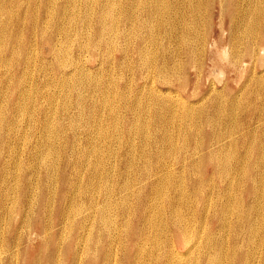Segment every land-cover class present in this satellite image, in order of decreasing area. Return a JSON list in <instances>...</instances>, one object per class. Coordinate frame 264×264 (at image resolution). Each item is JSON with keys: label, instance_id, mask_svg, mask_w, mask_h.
I'll return each mask as SVG.
<instances>
[{"label": "bare ground", "instance_id": "1", "mask_svg": "<svg viewBox=\"0 0 264 264\" xmlns=\"http://www.w3.org/2000/svg\"><path fill=\"white\" fill-rule=\"evenodd\" d=\"M54 1L51 2V0H50V1L46 2V3H48V5H46V6L50 8L51 4ZM137 1L138 0H117V4L121 8V10L119 9V12H120L119 14L122 16L121 21L124 24V27H125L124 29L128 30V32L129 31L133 32L134 35L136 36L137 42H136V46L134 47V49L138 53L141 61L143 59H145L143 57L145 55L144 52L147 49L146 42H148V40L151 43V45L153 46V48L155 49V53L157 55H155L154 58H153L154 54H152V57L149 56L151 58V59H149V61H150L149 62L150 63L149 73L150 74L153 73L154 75H158L156 77L157 78L156 80L161 81L162 84H165L166 86H169V87H171L170 85H173L172 80H170V79L167 80V79H165L166 77L163 78V80H161V78H159V76L161 74H164V73L166 74L167 72H172V73L177 72L178 75H179V73L183 72V74H184V72H186V70L189 68V66H192L195 69L194 74L197 78L195 85H194L193 93L190 96L181 97L180 100H178V99L173 100L174 97H173V99H170V98L162 95L163 94L162 90L160 88H158V86H154V84H153L154 79H152V77L148 79L149 76L144 75L142 73L143 71L140 73L141 76L139 79H141L142 82L141 81L139 83L137 82L138 83L137 85L139 87H138L136 94H134V96H133L134 101L136 102V103L135 102L134 103L137 105H140L143 101V98L146 97V101L148 103H150V105L152 104V107H153L151 109V116L149 115L150 117H152L153 123L156 124L158 122H161V123L165 124L167 122L173 121V119L175 117L177 118V116H180L186 120H195L196 123H200L203 121V123L205 125L207 124L208 126H214L216 124H221L220 122L223 121L224 125L222 126V128H225V131H224L225 134H226L227 130H230L228 132V134L232 135V139L234 140V136H233L234 129L231 128L230 124L233 122L234 119L237 121H238V119H243V118H240V111L239 110L243 107H247L249 110L253 111V113L250 115V117L247 118L249 130L252 129V130L256 131L257 128H255V125L260 123L259 132L264 133V112H262V110L260 113L256 112L258 106L260 104L263 105V103H264V0H151L150 1L151 2V4H150L151 8L150 9L149 8L143 9V11H141V13H144L146 15V16H143V18H142V16H140L137 13V11L139 10ZM147 1H149V0H147ZM78 2L79 1H77V4H78ZM100 2H102V1H100ZM141 2H143V0H141ZM216 2L218 4V7L221 10L222 18H223V14H224V17H226L228 20V27L226 29L225 37L219 41V43L222 44V46H223L221 49L224 48V49L228 50V53H226L225 55H221L220 54L221 50L216 51L214 49L215 52L212 50V55L210 57L211 65L213 67L212 73H214V71L217 70V68H218L220 70L219 73L223 74L222 70L226 69L228 71H232L233 74L235 75V77H236V75H240L239 80L242 79L241 80L242 82L239 85L237 78H235V79L234 78L233 79L226 78L225 82H222V84L218 85L219 86V88H218L215 81H213L211 79L210 81H208L209 89H208L207 93L202 94L201 91H202L203 73H204L203 56H204L205 50H206L207 24H208V19L206 17L207 16L206 14L209 10V6L211 5V3H216ZM37 3H40V0H37ZM28 4L29 3H27V5ZM67 4H69V2ZM86 4H87V2H86ZM88 4H90V3H88ZM105 4H106V8H103V10L100 12V16H98V18H97V20L100 24V27L98 28V30L96 32H93L94 35H101L104 32V30H105L104 25L105 24L101 25L102 19H104V22H105L106 16H109L108 14H111V11L108 10L109 9L108 7L111 4L108 3V1L105 2L104 5ZM147 4H149V2ZM12 5H14V3ZM78 5H81V4H78ZM39 6H40V4H39ZM92 7L93 6H91V8ZM15 8H17V7H15ZM28 8H29V6H28ZM49 8H47V9L49 10ZM11 9H14V7ZM63 9H64L63 11H65L64 12V14H65L67 12L66 10L68 8L66 7ZM79 9H81V8L79 7ZM25 10H26V8H25ZM81 10L83 11V9H81ZM79 11H77V12H79ZM54 12H56V11H54ZM85 12H86V10H85ZM16 13H18V12H16ZM89 13H90V11H89ZM12 14H14V13L12 12ZM16 15L17 14H15V17H16ZM25 15L26 14H24V17H25ZM82 15L83 14H81V16ZM5 16L7 19L3 18ZM61 16H62V14H61ZM61 16L59 15L58 17H61ZM85 16H86V13H85ZM9 17H11L9 15V0H0V73H1V71L4 70L3 71L4 75H7V85H9V72H11V71H9L10 70L9 69L10 68L9 67V57L7 55V52H8L7 48H8L9 43H10L9 42V23L11 20L9 21ZM26 17H27V15H26ZM49 17H48V19H49ZM113 18H114V16H113ZM3 19H5V20H3ZM48 19H47V22L53 20V18L51 20H48ZM58 20H59V18H58ZM21 21L22 20H20L19 22H21ZM78 21H79V19H78ZM92 21H94V20H92ZM115 21H117V20H115ZM113 23H115V22H113ZM73 24L74 23H72V25ZM84 24H85V22H84ZM36 25H37V23H36ZM56 25H60V24H56ZM49 26H50V24H49ZM77 26L78 25H76V27ZM20 27H21V24H20ZM36 27L37 26H34V29ZM62 27H63L62 29H64L63 25H62ZM107 27H108V25H107ZM78 28H80V27H78ZM114 28H113V30H114ZM55 29H54V31H55ZM60 29H59V31H60ZM138 29H143L144 34H142L143 32L139 34L137 32ZM11 30H13V28ZM36 30H37V28H36ZM73 30H76V29H73ZM77 31L78 30H76V32ZM85 31H87V30H85ZM89 33H90V31H89ZM35 34H36V32H35ZM77 34H75V35H77ZM84 34H85V32H84ZM84 34L82 36H85V38H86V36L88 34L87 35H84ZM132 34L130 33V35H132ZM127 35H128V33H127ZM63 36H64V34H63ZM82 36H79V37H82ZM114 36L112 35V37H114ZM20 37H22V36H20ZM71 37H73V34H71ZM88 37H90V35ZM35 38H36V36H35ZM90 38H92V37H90ZM65 39H66V37H65ZM68 39H70V38L68 37ZM76 39H78V38H76ZM105 39H106V37H105ZM129 39H131V37ZM58 40L59 39H57V41ZM116 40H118V39L116 38ZM165 40L168 41L167 44H165V42H164ZM57 41H56V43H57ZM59 41H61V40H59ZM80 42H81V40H80ZM88 42H86V43H88ZM127 42H130V40ZM24 43H25V41H24ZM47 43H48L49 48L51 49V53L56 55L58 53V50L60 49V47H59V49L57 47L58 43L57 44L53 43L52 38H50L47 41ZM219 43H216V48H219ZM12 44H14V43H12ZM124 44H126V43H124ZM31 45H32V43H31ZM70 45H71V43H70ZM72 45H74V44H72ZM72 45H71V47H73ZM69 46H68V49H70ZM79 46H80V44H79ZM87 46L89 48L90 45H87ZM63 47H64V45H63ZM80 47H82V46H80ZM25 48H26V51H28V47H25ZM30 48L32 50V47H30ZM68 49L66 48L60 55L61 56V62H59L60 65L58 67H56L59 70L61 67L65 66V63H66L64 61L65 59L64 60H62V59L67 58L65 56H69V55H66L67 53H69ZM123 49H125V48L123 47ZM34 50H37V49L35 48ZM34 50H32V51H34ZM70 51H71V49H70ZM80 51H82V50H80ZM106 51L109 53L110 50L109 51L106 50ZM13 52H15V51H13ZM89 52H90V50H89ZM102 52H104V51H102ZM123 52H124V50H123ZM36 53H37V51H36ZM147 53L150 54L151 52L147 51ZM34 54L35 53H33V56H34ZM84 54H85V51H84ZM33 56H32V58H33ZM81 56H80V58H81ZM83 57H86V56H83ZM123 57H126V54H124ZM10 58L12 59V56ZM36 59H35V61H36ZM39 59L40 58L38 57V60ZM82 62H84V60H82ZM144 62H146V61H144ZM53 63L54 62H52V64ZM139 63H140V65H142L143 61L142 62L139 61ZM29 64H30V62H29ZM111 64H112V62H111ZM40 65H41V63H40ZM83 65H84V63H83ZM72 66H73V64H72ZM131 66H132V64H131ZM80 67H82V66H80ZM80 67L76 66L75 70L72 72H69L68 76L65 74L67 76V79L72 78V77L74 78V76L78 75V74H79V76L76 77L77 81H79L81 79H83V80L91 79L89 71L85 70L88 68H85L84 66H83V68H80ZM112 67H113V65H112ZM49 68H50V64H49ZM99 69H101V68L99 67ZM25 70H27V69H25ZM33 70H34V68H33ZM45 70L47 72V69H45ZM120 70H121V68H120ZM133 70H134V68H133ZM28 71H29V69H28ZM147 71H148V69H147ZM39 72H41V71H39ZM74 72H79V73H74ZM107 72H108V70H107ZM24 73H25V71H24ZM43 73L45 74V72H42V75H44ZM46 74L49 75V73H46ZM21 75H23V74H21ZM65 75H64V77H65ZM103 75H104V73H103ZM172 76H173V74H172ZM183 76H185V75H183ZM16 77H18V76H16ZM44 77H45V75L43 76V78ZM54 77H56V76L54 75ZM110 77H112V76H110ZM121 77H123V76H121ZM24 78L26 79V77H23V79ZM73 78H72V80H73ZM94 78H95V76H94ZM13 79H14V77H13ZM98 79H99V77H98ZM47 80L48 79H46V82H47ZM99 81H100V79H99ZM101 81H102V78H101ZM217 81L220 83V80H217ZM0 82H1V78H0ZM48 82H49V80H48ZM61 82H63V80ZM61 82L59 84H61ZM65 82L68 85H70L66 80H65ZM53 83H54V80H53ZM78 83L79 82H77V84ZM25 84H27V83H25ZM30 84L27 86L31 87ZM40 84L42 85V83H40ZM89 84H91V81ZM108 84H109V81H108ZM36 85H38V83ZM85 85L83 84V88L85 87ZM110 85H109V87H111ZM27 86H25V87L27 88ZM32 86H33V84H32ZM1 87H3V86H1ZM21 87L22 86H20V88ZM59 87H60V85H59ZM59 87H58V89H59ZM63 87H65V90H66L67 87L66 86H63ZM98 87H100V85ZM94 88H95V86H94ZM48 89H51V87ZM78 89H79V87H78ZM1 90H2V88H1ZM23 90H24V88H23ZM76 90H77V88H76ZM97 90H98V88H97ZM6 91H4V92H6ZM24 91H29V90L27 88V90H24ZM61 91H62V89H61ZM68 91L66 93H68ZM80 91L82 92V90H80ZM112 91H114V90H112ZM30 92H31V90H30ZM54 92H56V90H54ZM57 92H58V90H57ZM84 92H85V89H84ZM101 92H103V91H101ZM146 92H147V94H146ZM167 92H170V90H167ZM22 93H23V91H22ZM97 93H99V92H97ZM1 94H2V92H1ZM28 94H29V92H28ZM35 94L36 93H34V95ZM49 94H51V93H49ZM86 94L87 93H85V95ZM129 94H131V93H129ZM145 94H146V96H145ZM53 95H55V94H53ZM56 95H57V93H56ZM107 95H109V94H107ZM107 95H105V96H107ZM24 96H25V92H24ZM66 96H69V95L67 94ZM70 96H73L72 93ZM120 96H124V100H125V98H126L125 93L121 94ZM52 97H54V96H52ZM17 98L20 99L19 97H17ZM23 98H25V97H23ZM26 98H25V100H26ZM29 98H30V96H29ZM64 98H65L64 100H66V97H64ZM69 98L70 97H67V99H69ZM85 98H86V96H85ZM31 99H32V97H31ZM88 100H90V99H88ZM2 101H4V100L2 99ZM28 101H27V103H28ZM44 101H45L44 104H46V99ZM44 101H42V102H44ZM56 101H58V100H56ZM108 101H109L108 98L105 99V102H108ZM71 102H73V100ZM102 102H104V101L102 100ZM3 103H5V102H3ZM32 103H34V102H32ZM39 103L43 104V103H41V101ZM63 103H65V101ZM21 105L19 107L23 108L24 103L22 106ZM25 105L27 106L26 102H25ZM195 105H197V106L195 107ZM49 106H50V104H49ZM94 106L90 107L89 110L94 111L96 109V107H94ZM148 106H149V104H148ZM33 107H34V105H33ZM71 107H72V105H71ZM103 107H105V106H103ZM127 107H129V106H127ZM0 108H1V106H0ZM3 108H4V106H3ZM22 108H21V110H22ZM24 108L26 110H28L26 107H24ZM179 108H181V110H182V111H180V113H178ZM29 109H31V108H29ZM35 110H36V108H35ZM35 110H34V112H35ZM147 110H149V109H147ZM2 111H3V109H2ZM2 111H0V112H2ZM39 111H41V110H39ZM82 111H83V109H82ZM29 112H27V115L30 114ZM34 112L32 114H34ZM65 112H66V110H65ZM36 113H37V111H36ZM111 113H112V109H111ZM4 114L2 112V115H4ZM20 114L22 115L25 113L21 112ZM64 114L66 115V113H64ZM67 114H69V113H67ZM82 114H84V113H82ZM104 114H102V115H104ZM135 114H136V112H135ZM48 115H49V113H48ZM4 116H7V115H4ZM51 116H53V115H51ZM75 116H77V115H75ZM15 117H16V115H15ZM29 117H31V116H29ZM33 117H31V118L33 119ZM36 117L39 118L38 116H36ZM25 118L26 117L24 116V119ZM93 118H94V116H93ZM21 119H22V117H21ZM34 119H35V117H34ZM43 119L45 120V117H43ZM51 119L52 118H50V120ZM65 119H67V118H65ZM2 120H5V117ZM2 120L0 118V126L2 125ZM44 120H42V121H44ZM90 120H91V118H90ZM115 120H116V118H115ZM5 121H7V120H5ZM22 121H24V120L22 119ZM100 121H98V122H100ZM144 121H146V120H144ZM17 122H19V121H17ZM5 123H6L5 124L6 129L8 128V132L2 133V138L0 141V179H1V181H0V211L7 210V205H8L7 201L10 197L9 196V191H10L9 190V180H7V176H6L7 174H9V157L8 158H5V156L2 157V155H5L4 150H6V146L8 147L7 150L9 152V129H10L9 128V124H10L9 120H8V122H5ZM40 123L42 124V122H40ZM47 123H46V126H44V128H43L44 131H52L51 129H53V128H51L50 130H47ZM67 123H69V122H67ZM53 124H54V122H53ZM81 124L82 123H79V125H81ZM28 125H30V124H28ZM63 125H66L68 127L67 124H63ZM69 125L71 126V123ZM75 125L78 126L77 124H75ZM75 125H73V126H75ZM193 125H194V123H193ZM102 126H100V127H102ZM159 126H161V125H159ZM190 126H192V124L190 125V122H189V128H191ZM201 126H202V124H200V127L198 128L197 133L201 132V129H202ZM22 127H23V125H22ZM49 127H50V124L48 125V128ZM91 127H93V126H91ZM98 127H99V125H98ZM115 127H117V126L115 125ZM35 128H37V127H35ZM56 128H59V127H56ZM74 128H73V130H75ZM132 128H131V130H132ZM140 128H142V127H140ZM174 128L175 127L173 125V129ZM0 129H2V128H0ZM76 129H77V127H76ZM184 129H186V126ZM27 130L28 129H26L23 133L25 134V132ZM54 131H56V129ZM111 131H113V130H111ZM168 131H169V129H168ZM10 132H11V130H10ZM31 132H33V131H31ZM36 132H37V130H36ZM69 132H70V129H69ZM76 132L77 131H75V133ZM81 132H83V131H80V133ZM179 132H181V131H179ZM19 133H21V132H19ZM101 133H103V131ZM115 133H117V131ZM187 133H189V132H187ZM98 134H99V132H98ZM146 134H147V132H146ZM214 134L215 133H213L212 131H207V130L205 131L204 130V133L202 136V139L204 142L199 143V141H200V139H199V141H197L198 143L197 142L196 143H197L198 149H202L201 147L207 143L208 150H206V152H204L200 155L198 154V158L196 157L197 158L196 160H194V157L192 155H189L191 158L188 161V167H185V166H184V168L182 167L181 170L177 171L178 173L174 172L173 171L174 169L173 170L171 168L168 169L169 166H168L167 162L165 161V157H164L167 153L163 154L157 150V151L151 152L149 154L148 153L143 154L145 156V158L148 155L147 156L149 159L148 165H147V163L146 164L143 163V166L136 167V169H134V171H132L130 167H129L130 169L127 167L124 170H122L121 173L118 172L121 175V177L120 178L116 177L117 179L115 182V186L113 185L114 188L112 186H110V184H108L109 182L105 183L104 186H102L103 183L102 184L99 183V181H101L104 177V176L102 177L101 173L100 174L98 173L99 167L102 164L99 161V159H98V162H94L93 159H92L93 163L88 162L89 156L92 153H95L97 151V149H94L95 147L94 148L92 147V143H94L93 142L94 140H92V138L86 137V140L89 141V143L91 145H89L90 147L88 149L82 150L81 146H83L84 144L80 146V144L78 143L79 137L77 134L74 135V133H73L74 136H72V137H74L73 139L75 142L74 141L68 142L67 140L69 139V136L66 137V141L61 145V147L59 146L60 147L59 156H58L59 157L58 158V161H59L58 169L59 170H58V177H56V178H53L55 175L54 176L52 175V174H54V173H52V169L54 167L51 166L50 164H47L50 161L49 160L50 154H52V153L49 154V152L52 151L51 149H53V148L48 149V150H50L49 152H47L49 154V157H48V155H46V156L42 155L45 160L42 159L41 157H39V158H41L39 160L37 155L36 156L32 155V157H31L32 161L36 160L39 162V165H36V166H38L39 169L33 164H31V165L28 164L27 167L26 166L24 167L22 174L20 173L22 175V181L19 184L20 188L15 187L16 189L18 188L17 190L19 191L18 192L19 194L18 193H16V194H18L19 197H16L17 199H16V203L14 206V209H15L14 215H15V212L18 215H20L21 216V222L23 224L25 223L26 226H28L29 228H32V221L28 219V217L30 216L32 218L33 222L36 223L35 225H38L37 230L40 231V233L44 232V234H45L44 236L46 237V238H43V242L41 243L42 247H43V251L41 250L42 251L41 254H37L34 257V259H32L31 264H61L62 263L61 259L63 258V257H61V255H62L61 251L62 250L64 251L66 249H67V251L69 249H71L73 251V261H72L73 264H151V263H153V264H223L225 260H226L225 264H264V228H260L258 225L256 226V224H255V221H257L258 219H260V221H264V208H263L264 182L261 183V182H257L254 180V177H257V178H260L264 181V158H261V155H256L255 153H253L249 147H245L244 151L248 152V161H251L256 168L252 169V166H249L246 161H241L240 159H237V162H236V161H234V155L230 154L231 156L227 157V153H226L227 149L226 148L229 147L230 141L228 143H220L217 139L215 141H213ZM225 134L222 136V138L225 137ZM241 134L244 138H246L248 135L247 133H241ZM51 135L55 136L54 133H51ZM81 135H82V133H81ZM102 135H105V133ZM165 135L167 136V134L164 132V137H165ZM23 136H25V135H23ZM84 136H86V135H84ZM179 136H180V134H179ZM26 137L27 136H25L24 139ZM32 137H33V135H32ZM38 137H40V136H38ZM48 137H50V136H48ZM82 137H83V135H82ZM101 137H103V136H101ZM116 137H117V135H116ZM142 137H144V135ZM150 137H151V135H150ZM152 137L154 138V136H152ZM184 137H185V135L183 136V138ZM42 138H44V137H40V140ZM53 138L54 137H52V139ZM109 138H111V137H109ZM11 139H12V137H11ZM26 139L29 140L28 137ZM132 139H133V137H132ZM176 139H174V140H176ZM43 140H46V139L44 138ZM56 140H58V139H56ZM56 140L54 142H56ZM130 140H131V138H130ZM186 140L187 139H185V141ZM256 140L258 143H264V135H263V137H260ZM32 141H33V138H32ZM149 141H150V139H149ZM165 141H166V138H165ZM222 141H223V139H222ZM49 142H51V141L49 140ZM131 142H132V140H131ZM146 142H148V141H146ZM172 142H174V141H172ZM179 142H180V140H179ZM129 143H130V141H129ZM140 143H142V142L140 141ZM182 143H183V141H182ZM29 144H28V146H30ZM108 144H110V142ZM130 144H132V143H130ZM95 145H97V144H95ZM168 145H169V142H168ZM244 145L245 144H243L242 146H244ZM19 146L23 147L24 145L23 146L19 145ZM46 146H48V145H46ZM54 146H56V144ZM153 146H155V144ZM15 147H16V145H15ZM36 147H37V143H36ZM145 148H147V147H145ZM42 149H40V150H42ZM141 149H143V147ZM256 149L259 150V147H256ZM34 150L37 151L36 148ZM34 150H33V152H34ZM188 150H189V148H188ZM195 150H197V149H195ZM23 151H21V152L24 155ZM98 151H100V150H98ZM131 151H132V149H131ZM185 151H186V148H185ZM262 151L264 152V145L262 146ZM44 152H42V153H44ZM102 152H104V151H102ZM39 153H40V151H39ZM13 154H14V152H13ZM19 154H17L18 157H20ZM185 155H186V153H185ZM7 156H9V155H7ZM104 156H105V154H104ZM21 158H22V156H21ZM91 158H93V157H91ZM121 159L123 160V158H120V161L118 162V165H117L119 169H121L122 167L128 166V164L126 163L128 161L122 162ZM151 159H152V161H150ZM175 159H173V160H175ZM46 160L47 161L49 160V161L47 162ZM130 160H131V158H130ZM132 160H133V158H132ZM171 160H172V158H171ZM17 161L19 162V160H17ZM51 163H53V162H51ZM203 164L204 165L205 164L211 165V167H210L211 176L208 178H206L204 172L201 171V167L203 166ZM139 165H140V163H139ZM17 167L19 168V165ZM70 167H73L75 169L73 171V173H68V170ZM77 167H79V168L81 167L82 169H86L84 171L87 172V174L85 175V172L83 170H82V172H81V170L78 171L77 169H79V168H77ZM198 167H199L200 171L196 170ZM40 168H44L42 175L39 171V170H41ZM14 169L16 170L15 167H14ZM107 169H108V167H107ZM17 170L16 171L18 174L19 169H17ZM195 170H196V172H194ZM14 171H13V173H14ZM56 173L57 172H55V174ZM108 173H109V171L107 172L106 176L110 177ZM128 173H129L128 177L127 178L125 177L126 179L124 178L125 181L121 182V179H123L122 178L123 175H127ZM247 173H249L250 175L246 178ZM11 175H13V174H11ZM180 175H183L184 177L186 175V181L181 182L179 177H178ZM14 176H16V175H14ZM176 177H177V179H176ZM215 177L218 179V182H221V184L223 185L222 188L217 187L218 191L214 189L217 186L215 181H214ZM249 178H250V183L254 187V193L252 195L251 192H246V197H245L243 195V191H244L243 186H244L245 182H247L249 180ZM18 179H19V177H18ZM39 179H40V181H39ZM104 179H107V178H104ZM242 179H243V183L241 184ZM15 181H16V178H15ZM133 181H135L137 183V188L135 191L130 190V188H129V186H130L129 184H132ZM233 187H237L238 193H235L234 203H233V205H231L232 196H233V193H232ZM262 187H263V190H262V193L260 194V190ZM205 188L215 190L214 191L215 192V198L212 195V193L214 194V192L210 191L209 193H207V192H205ZM11 192H13V189ZM162 194L165 195V197H164L165 201H164V204L161 206V205H159V203L156 204V202H158L160 199L157 201H156V199ZM129 196H130V198L132 197V202L128 201ZM219 197H220V200H219ZM11 201H13V200L11 199ZM19 201H20V204H19ZM226 202H228L230 204L225 205ZM127 203L130 204V208L127 207ZM113 204L118 205V207H119L118 211L116 213V215L119 216V219H121L119 224L118 223L116 224V220L115 221L113 220L116 218V216H115V218H113L111 216L113 218V219H111L110 217H108V215H106V213L110 210V208L112 207ZM198 204H201L202 207L197 208ZM180 207H184L182 209V211L179 210ZM9 208H11V207H9ZM115 208H117V207H115ZM248 208H249V210L247 211ZM9 214H11V213H9ZM112 214H113V212H112ZM231 214L233 217L232 221L230 220V217H229V215H231ZM2 215L3 214L0 213V222H1V220H3ZM196 216L202 217V218L204 216L205 221H206L207 217H209V218H208V224L205 225L206 231L204 230L206 232V235H205L204 245H202L203 250L200 254H197V255L195 254L196 256H191L190 255L191 250L189 251V249H186V247L192 238L191 234L189 232V230L190 231L192 230L190 227V224H189V223H191L190 219H194ZM14 217L15 216L12 215V219ZM210 219L214 220L215 223L214 222L209 223ZM13 220L10 223L11 224L10 228L13 225L12 224ZM15 221H17V220H15ZM9 222L10 221H8V231H9ZM192 222H193V220H192ZM6 223H7V221H6ZM241 224H244L243 228H239ZM26 226H25V228H26ZM34 226L32 229H34ZM54 226H60L57 233L52 232V228ZM65 232L70 233L69 236L67 234V236L69 238H66V239L64 238V237H66ZM163 232H166V234H167L166 238H162ZM28 234H31V233H28ZM16 235H17V233H16ZM34 235H36V234H34ZM222 235L226 236L225 239L221 237ZM159 236H161L160 239H159ZM70 237H71V239H70ZM2 238H3V236H2ZM51 239H54V242ZM68 239H70V240L68 241ZM21 240H18V241H21ZM66 241H68V242H66ZM202 242H203V240L201 238L198 241L196 240L195 242H193L192 246H194V245L195 246H201ZM15 243H17V242H15ZM5 246H7V245H5ZM19 246L21 247V244ZM177 246H180V247L184 248L185 250L183 252H180L179 250H177ZM2 247H4V246H2ZM2 249H4V248H2ZM0 251H1V249H0ZM2 252H4V251H2ZM117 254H118V256H117ZM112 255H113V257H112ZM116 256H117V258H116ZM119 257H121L123 259V263L119 262L120 261ZM1 261L3 262V260H1Z\"/></svg>", "mask_w": 264, "mask_h": 264}, {"label": "rangeland", "instance_id": "2", "mask_svg": "<svg viewBox=\"0 0 264 264\" xmlns=\"http://www.w3.org/2000/svg\"><path fill=\"white\" fill-rule=\"evenodd\" d=\"M27 1V2H26ZM50 1V0H48ZM47 0H40V3H37V0H9V15L11 17H9V46H8V52H7V55L9 57V85H7V75H4L3 71H1L0 73V78H1V82H0V106L2 109L0 108V111L3 112L4 115H7V116H4L2 115V112H0V118L1 120L4 119L5 117V120H2V125L0 126V141H1V138H2V133H7L8 132V128L6 129V123L5 122H8L9 120V152L7 150V146H6V150H4V154L5 155H2L5 156V158H8L9 157V174H7V180H9V199L7 201L8 205H7V210H2L0 211V213H2L3 215V220H1L0 222V264H31V261L32 259H34V257L37 255V254H41V252L43 251V247H42V242H43V238H46L44 235V232L40 233V231L37 230L38 228V225H35L36 223L33 222L32 218L29 216L28 219L32 221V228L34 226V229L32 228H29L28 226L25 225V223L23 224L21 222V216L18 215L16 212H15V215H14V206H15V203H16V197H19V191L17 190L18 188H20V183L22 181V172L24 170V167L28 166V164H33V165H39V162L38 161H32L31 157L32 155L33 156H38L41 157L42 159H44L43 156H46L48 155L49 157V154H50V161L53 162L51 163L49 160V163L47 164H50L51 166H53L54 168L52 169V174L54 177L53 178H56L58 177V166H59V161H58V156H59V149L61 147V145L66 141V137L69 136V139L67 140L68 142H73L74 141V135H78L79 139H78V143L83 146H81L82 150H85V149H88L91 145L89 143V141L86 140V137H89V138H92V140H94L92 143V147L94 149H97V151L95 153H92L90 156H89V159H88V162L90 163H93V160L94 162H98V159L99 161L102 163L101 166L99 167V174L101 173L103 179L101 181H99L100 184H102V186L105 185V183L109 182L108 184H110V186L113 187V185L115 186V182H116V177L120 178L121 175L118 173L122 170H124L125 168H131L132 171H134V169H136V167H141L143 166V163H149V159H148V155L145 156L143 154H146V153H151V152H154V151H160L161 153L163 154H166L164 157H165V161L167 162L168 164V169H174L173 171L178 173L177 171L181 170L182 167L184 168L185 167H188V161L189 159L191 158L189 155H192L194 157V160H196L198 158V154H202L204 152H206V150H208L207 148V143L205 145H203L201 148L202 149H198L197 147V141H199V143H202L204 142L203 139H202V136H203V133H204V130L206 131H212L214 134V139L213 141H215L216 139L220 142V143H228L230 141V145L229 147H227V157H230L231 155H234V161L237 162V159H240L241 161H246L247 164L249 166H252V169L256 168L253 163L251 161H248V152H245L244 151V148L245 147H249L251 149V151L253 153H255L256 155H261V158H264V152L262 151V146L264 145V143H258L256 139L260 138V137H263L264 133H261L259 132V126H260V123L259 124H256L255 125V128L256 131L254 130H249V127H248V120L247 118L250 117V115L253 113V111L249 110L247 107H243L241 108L239 111H240V118H243V119H238L237 120H233V122L230 124L231 128L234 129V140L232 139V135H229L228 132L230 130H227L226 131V134H225V128H222V126L224 125V122H220L221 124H216L214 126H208L207 124L205 125L202 122L200 123H196L195 120H186L180 116H177V118L175 117L173 119V121H170V122H167L165 124L161 123V122H158L156 124L153 123V120H152V117L151 116V109L153 108L152 107V104L150 105V103H148L146 101V97L143 98V101L140 105H137L135 104L136 102L134 101V94H136L137 90H138V83L142 80L139 79L140 78V73L142 72L144 75L146 76H149V78L152 77V79H154V86H158V88H160L163 92L162 95L170 98V99H174L173 100H180L181 97H187V96H190L192 93H193V89H194V85H195V82H196V76L194 74V71L195 69L192 67V66H189V68L186 70V72H183L182 73H178L177 72H167L165 75L164 74H161L159 76V78H161V80H163V78L165 79H170L172 80L173 82V85H170L171 87L169 86H166L165 84H162L161 81H158L156 80L157 76L158 75H154L153 73H149V68H150V61L149 59H151L150 57H152V54L153 55V58L155 57V55H157L155 53V49L153 48V46L151 45V43L149 42H146V47H147V51L151 52L150 54L147 53V51L145 50L144 52V57L145 59H143V63L142 65H140L139 61H141V59L139 58V55L138 53L135 51L134 47L136 46V36L134 35L133 32H128V30L124 29V24L122 23L121 21V15L119 14V9L121 10L120 6H118L117 4V0H107L108 3H110L111 5L107 8L108 10L111 11V14H108L109 16H106V20L104 22V19H102V24L101 25H104L105 27V30L104 32L101 34V35H94L93 32H96L98 30V28L100 27V24L97 20L98 16H100V12L103 10V8H106V4L104 5L105 2H107L106 0H77V1H81L80 3L78 2V4H81V5H78L77 4V1L76 0H51L54 1L50 8L47 7L46 5H48V2ZM58 3H57V2ZM91 1V2H90ZM95 1V2H94ZM102 1V2H100ZM151 0L147 1V0H143V2H141V0H138L137 3H138V11L137 13L142 16H146L144 13H141V11H143V9H150L151 8ZM56 2V3H55ZM69 2V4H67ZM87 2V4H86ZM149 2V4H147ZM14 3V5H12ZM27 3H29L27 5ZM46 3V4H45ZM72 3V4H71ZM90 3V4H88ZM100 5H99V4ZM102 3V4H101ZM142 3V4H141ZM40 4V6H39ZM54 4V5H53ZM57 4V5H56ZM66 4V5H65ZM71 4V5H70ZM147 4V5H146ZM18 5V6H17ZM69 5V6H68ZM77 5V6H76ZM104 5V6H103ZM117 5V6H116ZM29 6V8H28ZM36 8H35V7ZM56 8H55V7ZM65 6V7H64ZM88 6V7H87ZM91 6H93L91 8ZM149 6V7H148ZM14 9H11L13 8ZM17 7V8H15ZM35 9H34V8ZM39 7V8H38ZM68 8L66 11V13L64 14L65 11H63L64 9L63 8ZM79 7L81 9H83V11L81 9H79ZM87 7V8H86ZM26 8V10H25ZM49 8V10L47 9ZM70 8V9H69ZM73 8V9H72ZM77 8V9H76ZM115 8V9H114ZM29 9V10H28ZM39 11H38V10ZM53 9V10H52ZM75 9V10H74ZM91 9V10H90ZM118 9V10H117ZM11 10V11H10ZM13 10V11H12ZM28 10V11H27ZM80 10V11H79ZM86 10V12H85ZM117 10V11H116ZM15 11V12H14ZM26 11V12H25ZM53 11V12H52ZM56 11V12H54ZM58 11V12H57ZM69 11V12H68ZM74 11V12H73ZM79 11V12H77ZM90 11V13H89ZM97 11V12H96ZM116 11V12H115ZM12 12L14 14H12ZM18 12V13H16ZM38 12V13H37ZM51 12V13H50ZM118 12V13H117ZM53 13V14H52ZM68 13V14H67ZM77 13V14H76ZM80 13V14H79ZM85 13H86V16H85ZM93 13V14H92ZM15 14L16 17H15ZM24 14L25 17H24ZM49 14V15H48ZM56 14V15H55ZM62 14V16H61ZM74 14V15H73ZM81 14H83L81 16ZM13 15V16H12ZM37 15V16H36ZM61 16V17H58V16ZM207 16V19H208V24H207V41H206V50H205V54L203 56V68H204V73H203V83H202V91L201 93L202 94H205L207 93L208 89H209V84H208V81H210L211 79L213 81H215V83L218 85L222 84V82H225L226 78L228 79H235L237 78V81H238V84L240 85V83L242 82L241 80H239L240 78V75H235L233 74L232 71H228L226 69H223V74H220L219 73V69L217 68V70L214 71V73H212V65H211V55H212V50L215 52V50H221L220 54L221 55H225L226 53H228V50L226 49H221L223 46L222 44L219 43L220 40H222L224 37H225V33H226V29L228 27V20L226 17H224V14H223V18L221 16V10L220 8L218 7V4L217 2L216 3H211V5L209 6V10L206 14ZM35 16V17H34ZM39 16V17H38ZM50 16V17H49ZM74 16V17H73ZM91 16V17H90ZM114 16V18H113ZM13 17V18H12ZM19 17V18H18ZM33 17V18H32ZM49 17V19H48ZM53 18V22L52 21H48L47 22V19L48 20H51ZM59 20H58V18ZM64 17V18H63ZM66 17V18H65ZM79 17V18H78ZM82 17V18H81ZM89 17V18H88ZM93 17V18H92ZM120 17V18H119ZM5 19V17H3ZM25 18V19H24ZM38 18V19H37ZM113 18V19H112ZM3 19V20H5ZM79 19V21H78ZM83 19V20H82ZM88 19V20H87ZM13 20V21H12ZM20 20H22L21 22H19ZM25 20V21H24ZM38 20V21H37ZM74 20V21H73ZM94 20V21H92ZM117 20V21H115ZM73 21V22H72ZM35 22V23H34ZM71 22V23H70ZM85 22V24H84ZM112 22V23H111ZM115 22V23H113ZM118 24H117V23ZM37 23V25H36ZM40 25H39V24ZM44 23V24H43ZM48 25H47V24ZM72 23H74L72 25ZM88 23V24H87ZM14 24V25H13ZM18 26H17V25ZM20 24H21V27H20ZM24 24V25H23ZM50 24V26H49ZM56 24H60V25H56ZM66 24V25H65ZM69 24V25H68ZM115 24V25H114ZM27 25V26H26ZM43 25V26H42ZM62 25L64 26V29H62ZM76 25H78L76 27ZM82 25V26H81ZM92 25V26H91ZM108 25V27H107ZM34 26H37V30L36 28L34 29ZM46 26V27H45ZM48 26V27H47ZM61 26V27H60ZM72 28H71V27ZM84 26V27H83ZM88 26V27H87ZM150 26V25H149ZM59 27V28H58ZM69 27V28H68ZM75 27V28H74ZM80 27V28H78ZM115 27V28H114ZM120 27V28H119ZM13 28V30H11ZM20 28V29H19ZM51 28V29H50ZM56 28V29H55ZM61 28V29H60ZM69 30H68V29ZM95 28V29H94ZM114 28V30H113ZM119 30H118V29ZM33 29V30H32ZM55 29V31H54ZM60 29V31H59ZM71 29V30H70ZM73 29H76L78 30L76 32V30H73ZM87 31H85V30ZM116 29V30H115ZM31 30V31H30ZM62 30V31H61ZM65 30V31H64ZM92 30V31H91ZM112 30V31H111ZM126 30V31H125ZM131 30V29H130ZM42 31V32H41ZM68 31V32H67ZM70 31V32H69ZM85 34H84V32ZM90 31V33H89ZM118 31V32H117ZM23 32V33H22ZM32 32V33H31ZM36 32V34H35ZM56 32V33H55ZM61 32V33H60ZM75 32V33H74ZM117 32V33H116ZM120 32V33H119ZM137 32L140 34H144V31L143 29H138ZM58 33V34H57ZM66 33V34H65ZM78 33V34H77ZM123 33V34H122ZM128 33V35H127ZM130 33L132 35H130ZM23 34V35H22ZM42 34V35H41ZM44 34V35H43ZM64 34V36H63ZM71 34H73V37H71ZM77 34V35H75ZM80 34V35H79ZM87 35L86 38L85 36H82V35ZM116 34V35H115ZM60 35V36H59ZM90 35V37H88ZM108 35V36H107ZM112 35L114 37H112ZM130 35V36H129ZM22 36V37H20ZM36 36V38H35ZM62 36V37H61ZM77 36V37H76ZM79 36H82V37H79ZM104 36V37H103ZM57 37V38H56ZM59 37V38H58ZM66 37V39H65ZM68 37L70 39H68ZM84 37V38H83ZM106 37V39H105ZM131 37V39H129ZM11 38V39H10ZM21 38V39H20ZM52 38L53 39V43L57 44V47L59 49L60 47V51L58 50V53L56 55L52 54L51 53V49L49 48L48 46V43L47 41ZM78 38V39H76ZM95 38V39H94ZM116 38L118 40H116ZM57 39L61 40V41H57ZM73 39V40H72ZM83 39V40H82ZM85 39V40H84ZM97 39V40H96ZM36 42H35V41ZM81 40V42H80ZM126 40V41H125ZM130 42H127L129 41ZM25 41V43H24ZM57 41V43H56ZM70 41V42H69ZM72 41V42H71ZM89 41V42H88ZM109 43H108V42ZM88 42V43H86ZM98 42V43H97ZM107 42V43H106ZM115 42V43H114ZM134 42V43H133ZM165 44L168 43L167 40L164 41ZM14 43V44H12ZM30 45H29V44ZM32 43V45H31ZM35 43V44H34ZM73 47H71V45ZM97 45H96V44ZM113 43V44H112ZM126 43V44H124ZM128 43V44H127ZM148 43V44H147ZM211 43V44H210ZM216 43H219V48H216ZM82 46L80 47L79 46ZM108 44V45H107ZM131 44V45H130ZM37 45V46H36ZM62 45V46H61ZM64 45V47H63ZM67 45V46H66ZM70 45V46H69ZM87 45H90L89 48ZM96 45V46H95ZM149 45V46H148ZM218 45V44H217ZM12 46V47H11ZM68 46L70 47V49H68ZM151 46V47H150ZM15 49H14V48ZM25 47H28V51H26V48ZM32 47V50H34L35 48L37 50H34L32 51L31 48ZM35 47V48H34ZM113 47V48H112ZM117 47V48H116ZM123 47L126 49H123ZM68 49L69 53H67L66 55H69V56H65L67 58H63L62 60H64L66 63H65V66L64 67H61L60 70L57 69L56 67H58L60 65L59 62H61V53L65 50V49ZM81 48V49H80ZM107 48V49H106ZM110 48V49H109ZM114 49V50H113ZM150 49V50H149ZM215 49V50H214ZM34 54L33 56V53ZM82 50V51H80ZM90 50V52H89ZM106 50H110L109 53L106 51ZM124 50V52H123ZM129 50V51H128ZM15 51V52H13ZM30 51V52H29ZM37 51V53H36ZM78 51V52H77ZM84 51H85V54H84ZM88 51V52H87ZM104 51V52H102ZM114 51V52H113ZM28 52V53H27ZM83 52V53H82ZM213 52V53H214ZM82 53V54H81ZM12 54V55H11ZM26 54V55H25ZM32 54V55H31ZM80 54V55H79ZM90 56H89V55ZM112 54V55H111ZM116 54V55H115ZM124 54H126V57H123ZM148 54V55H147ZM71 55V56H70ZM82 55V56H81ZM105 55V56H104ZM131 55V56H130ZM12 56V59L10 58ZM33 56V58H32ZM53 56V57H52ZM81 56V58H80ZM83 56H86V57H83ZM130 56V57H129ZM150 56V57H149ZM27 57V58H26ZM38 57L40 58L38 60ZM123 57V58H122ZM132 57V58H131ZM37 58V59H36ZM42 58V59H41ZM87 58V59H86ZM11 59V60H10ZM25 59V60H24ZM36 59V61H35ZM76 59V60H75ZM78 59V60H77ZM28 60V61H27ZM45 60V61H44ZM68 62H67V61ZM73 60V61H72ZM82 60H84V62H82ZM17 61V62H16ZM40 61V62H39ZM42 61V62H41ZM80 61V62H79ZM135 61V62H134ZM146 61V62H144ZM30 62V64H29ZM33 62V63H32ZM36 62V63H35ZM44 62V63H43ZM50 62V63H49ZM52 62H54L52 64ZM112 62V64H111ZM41 63V65H40ZM78 63V64H77ZM84 63V65H83ZM149 63V64H148ZM26 64V65H25ZM43 64V65H42ZM49 64H50V68H49ZM73 64V66H72ZM82 64V65H81ZM132 64V66H131ZM13 65V66H12ZM28 65V66H27ZM33 65V66H32ZM39 67H37V66ZM113 65V67H112ZM122 65V66H121ZM36 66V67H35ZM41 66V67H40ZM43 66V67H42ZM52 66V67H51ZM78 66H82L80 68H83V66L85 68H88V69H85V70H88L89 71V74H90V78L91 79H81L79 81H77V78L79 76L78 75H75L73 80L72 78H69L67 79V76L69 75V72H72L75 70V67ZM34 70H33V68ZM99 67L101 69H99ZM32 70H31V69ZM54 68V69H53ZM95 68V69H94ZM106 68V69H105ZM110 68V69H109ZM121 68V70H120ZM131 68V69H130ZM134 68V70H133ZM141 68V69H140ZM27 69V70H25ZM29 69V71H28ZM47 69V72L46 70ZM50 69V70H49ZM83 69V70H84ZM104 69V70H103ZM148 69V71H147ZM23 70V71H22ZM54 70V71H53ZM84 70V71H85ZM108 70V72H107ZM115 70V71H114ZM120 70V71H119ZM128 70V71H127ZM132 70V71H131ZM25 71V73H24ZM34 71V72H33ZM41 71V72H39ZM52 71V72H51ZM102 71V72H101ZM126 71V72H125ZM13 72V73H12ZM32 74H31V73ZM37 72V73H36ZM39 72V73H38ZM42 72H45V77L43 78L44 75H42ZM51 72V73H50ZM55 74H54V73ZM62 72V73H61ZM87 72V71H86ZM113 72V73H112ZM12 73V74H11ZM29 73V74H28ZM46 73H49L46 74ZM56 77H54V75ZM74 73H79V72H74ZM104 73V75H103ZM111 73V74H110ZM123 73V74H122ZM126 73V74H125ZM149 73V74H148ZM19 74V75H18ZM23 74V75H21ZM25 74V75H24ZM52 74V75H51ZM67 76H66V75ZM96 74V75H95ZM109 74V75H108ZM134 74V75H133ZM173 74V76H172ZM30 77H29V76ZM35 75V76H34ZM40 75V76H39ZM65 75V77H64ZM95 79L94 78V76ZM116 75V76H115ZM126 75V76H125ZM132 75V76H131ZM185 75V76H183ZM18 76V77H16ZM37 76V77H36ZM48 78H47V77ZM53 76V77H52ZM93 76V77H92ZM112 76V77H110ZM120 76V77H119ZM123 76V77H121ZM125 76V77H124ZM130 76V77H129ZM11 77V78H10ZM14 77V79H13ZM22 77V78H21ZM23 77H26V79ZM100 81H99V79ZM154 77V78H153ZM174 77V78H173ZM22 80H21V79ZM42 78V79H41ZM53 78V79H52ZM59 78V79H58ZM62 78V79H61ZM66 78V79H65ZM93 78V79H92ZM101 78H102V81H101ZM115 80H114V79ZM126 78V79H125ZM34 79V80H33ZM46 79L47 82H46ZM51 79V80H50ZM125 81H124V80ZM133 79V80H132ZM32 80V81H31ZM42 80V81H41ZM53 80H54V83H53ZM63 80V82H61ZM65 80L70 84L68 85ZM71 80V81H70ZM84 82H83V81ZM95 80V81H94ZM217 80H220V83L217 81ZM30 81V82H29ZM91 81V84H89ZM108 81H109V84H108ZM116 81V82H115ZM24 82V83H23ZM52 82V83H51ZM61 82V84H59ZM65 82V83H64ZM71 82V83H70ZM77 82H79L77 84ZM82 82V83H81ZM138 82V83H137ZM187 82V83H186ZM27 83V84H25ZM31 83V84H30ZM38 83V85L36 84ZM42 83V85L40 84ZM57 83V84H56ZM73 83V84H72ZM81 83V84H80ZM101 83V84H100ZM117 83V84H116ZM234 83V82H233ZM24 84V85H23ZM31 85L30 86H27V85ZM33 84V86H32ZM46 84V85H45ZM67 84V85H66ZM83 84L85 85V87L83 88ZM111 84V85H110ZM113 84V85H112ZM7 85V86H6ZM22 86L20 88V86ZM41 85V86H40ZM48 85V86H47ZM60 85V87H59ZM100 85V87H98ZM109 85L111 87H109ZM238 85V86H239ZM3 86V87H1ZM27 86L28 90L29 91H24V90H27V88L25 87ZM38 86V87H37ZM44 86V87H43ZM63 86H66V90H65V87ZM87 86V87H86ZM95 86V88H94ZM130 86V87H129ZM34 87V88H33ZM43 87V88H42ZM51 89H48L50 88ZM57 87V88H56ZM59 87V89H58ZM63 87V88H62ZM79 87V89H78ZM104 87V88H103ZM2 88V90H1ZM24 88V90H23ZM38 88V89H37ZM41 88V89H40ZM45 88V89H44ZM69 88V89H68ZM73 88V89H72ZM77 88V90H76ZM82 88V89H81ZM92 88V89H91ZM98 88V90H97ZM107 88V89H106ZM132 88V89H131ZM148 88V87H147ZM219 88V86H218ZM35 91H34V90ZM44 91H43V90ZM62 89V91H61ZM84 89H85V92H84ZM94 89V90H93ZM110 89V90H109ZM129 89V90H128ZM7 90V91H6ZM31 90V92H30ZM33 90V91H32ZM38 90V91H37ZM54 90H56V92H54ZM58 90V92H57ZM65 90V91H64ZM69 90V91H68ZM73 90V91H72ZM82 90V92L80 91ZM91 90V91H90ZM114 90V91H112ZM132 90V91H131ZM167 90H170V92H167ZM200 90V89H199ZM6 91V92H4ZM10 93H9V92ZM20 91V92H19ZM23 91V93H22ZM64 91V92H63ZM68 91V93H66ZM103 91V92H101ZM107 91V92H106ZM118 91V92H117ZM121 91V92H120ZM128 91V92H127ZM166 91V92H165ZM2 92V94H1ZM4 92V93H3ZM24 92H25V96H24ZM29 92V94H28ZM48 92V93H47ZM54 92V93H53ZM95 92V93H94ZM99 92V93H97ZM105 92V93H104ZM34 93H36L34 95ZM41 93V94H40ZM44 93V94H43ZM46 93V94H45ZM51 93V94H49ZM57 93V95H56ZM60 93V94H59ZM63 95H62V94ZM66 93V94H65ZM72 93L73 96H70ZM84 93V94H83ZM85 93H87L85 95ZM119 93V94H118ZM126 95V98L124 100V96H120L121 94H124ZM131 93V94H129ZM165 93V94H164ZM167 93V94H166ZM179 93V94H178ZM4 94V95H3ZM7 94V95H6ZM23 94V95H22ZM55 94V95H53ZM59 94V95H58ZM69 95V96H66V95ZM91 94V95H90ZM109 94V95H107ZM114 94V95H113ZM128 94V95H127ZM147 94V92H146ZM145 94V96H146ZM170 94V95H169ZM177 94V95H176ZM212 94V93H211ZM27 95V96H26ZM50 95V96H49ZM101 95V96H100ZM107 95V96H105ZM181 95V96H180ZM213 95V94H212ZM3 96V97H2ZM7 96V97H6ZM30 96V98H29ZM34 96V97H33ZM49 96V97H48ZM54 96V97H52ZM58 96V97H57ZM82 96V97H81ZM86 96V98H85ZM103 96V97H102ZM111 96V97H110ZM132 96V97H131ZM178 96V97H177ZM17 97H19L20 99H18ZM23 97H27L26 100L25 98ZM32 97V99H31ZM36 97V98H35ZM48 97V98H47ZM52 99H51V98ZM66 97V100H64ZM67 97H70L69 99H67ZM88 97V98H87ZM92 97V98H91ZM102 97V98H101ZM6 98V99H5ZM29 98V99H28ZM34 98V99H33ZM108 98V102H105V99ZM122 98V99H121ZM129 98V99H128ZM132 98V99H131ZM2 99L4 101H2ZM18 99V100H17ZM22 99V100H21ZM46 99V104L45 103V100ZM48 99V100H47ZM90 99V100H88ZM104 102H102V100ZM117 99V100H116ZM121 101H120V100ZM29 100V101H28ZM35 100V101H34ZM37 100V101H36ZM53 100V101H52ZM58 100V101H56ZM63 100V101H62ZM73 100V102H71ZM75 100V101H74ZM85 100V101H84ZM88 100V101H87ZM133 100V101H132ZM177 100V101H178ZM28 101V103H27ZM41 101V103L43 104H40L39 102ZM44 101V102H42ZM48 101V102H47ZM65 101V103H63ZM92 101V102H91ZM112 101V102H111ZM126 101V102H125ZM5 102V103H3ZM7 102V103H6ZM18 102V103H17ZM25 102L27 104V106L25 105ZM34 102V103H32ZM56 102V103H55ZM58 102V103H57ZM101 102V103H100ZM135 102V103H134ZM24 103V105H23ZM32 103V104H31ZM50 106H49V104ZM81 105H80V104ZM86 103V104H85ZM94 103V104H93ZM147 103V104H146ZM4 104V105H3ZM23 105V108L21 110V108L19 107L20 105ZM30 104V105H29ZM40 104V105H39ZM55 104V105H54ZM85 104V105H84ZM92 104V105H91ZM107 104V105H106ZM122 104V105H121ZM149 104V106H148ZM21 105V106H22ZM36 110H35V108ZM72 105V107H71ZM95 105V106H94ZM110 105V106H109ZM129 107H127V106ZM4 106V108H3ZM82 106V107H81ZM96 107V109L94 111H91L89 110L90 107ZM102 106V107H101ZM105 106V107H103ZM125 106V107H124ZM139 106V107H138ZM141 106V107H140ZM197 105H195L196 107ZM24 107H26L28 110H26ZM34 109H33V108ZM38 107V108H37ZM54 107V108H53ZM56 107V108H55ZM111 107V108H110ZM113 107V108H112ZM7 108V109H6ZM20 108V109H19ZM31 108V109H29ZM50 108V109H49ZM67 108V109H66ZM107 110H106V109ZM18 109V110H17ZM25 109V110H24ZM47 109V110H46ZM49 109V110H48ZM61 109V110H60ZM83 109V111H82ZM111 109H112V113H111ZM118 111H117V110ZM124 109V110H123ZM149 109V110H147ZM6 112H5V111ZM16 110V111H15ZM35 110V112H34ZM41 110V111H39ZM57 112H56V111ZM64 110V111H63ZM66 110V112H65ZM137 110V111H136ZM262 110V112H264V103L263 105L260 104L256 110V112L260 113ZM8 111V112H7ZM29 112L30 114L27 115V112ZM32 111V112H31ZM37 111V113H36ZM49 111V112H48ZM70 111V112H69ZM96 111V112H95ZM178 113H180L181 108L178 109ZM238 111V110H237ZM16 112V113H15ZM21 112L25 113V114H20ZM34 112V114H32ZM51 112V113H50ZM53 112V113H52ZM93 112V113H92ZM99 112V113H98ZM105 114H104V113ZM124 112V113H123ZM127 112V113H126ZM136 112V114H135ZM145 112V113H144ZM148 112V113H147ZM150 112V113H149ZM49 113V115H48ZM55 113V114H54ZM66 113V115L64 114ZM69 113V114H67ZM84 113V114H82ZM123 113V114H122ZM142 113V114H141ZM21 116H20V115ZM37 114V115H36ZM80 114V115H79ZM94 114V115H93ZM97 114V115H96ZM101 114V115H100ZM104 114V115H102ZM135 114V115H134ZM16 115V117H15ZM35 115V116H34ZM42 115V116H41ZM48 115V116H47ZM53 115V116H51ZM56 115V116H55ZM77 115V116H75ZM82 115V116H81ZM94 118H93V116ZM108 115V116H107ZM150 115V116H149ZM24 116L26 117L24 119ZM33 117V119L31 117ZM36 116H38L39 118H37ZM67 116V117H66ZM69 116V117H68ZM81 116V117H80ZM92 116V117H91ZM119 116V117H118ZM126 116V117H125ZM146 116V117H145ZM25 121H22V119ZM43 117H45V120L43 119ZM48 117V118H47ZM103 119H102V118ZM134 117V118H133ZM140 119H139V118ZM180 117V118H179ZM31 118V119H30ZM50 118H52L50 120ZM55 118V119H54ZM61 118V119H60ZM63 118V119H62ZM67 118V119H65ZM72 118V119H71ZM91 118V120H90ZM96 118V119H95ZM100 118V119H99ZM116 118V120H115ZM145 118V119H144ZM14 119V120H13ZM41 119V120H40ZM54 119V120H53ZM75 121H74V120ZM106 119V120H105ZM120 119V120H119ZM150 119V120H149ZM179 119V120H178ZM32 120V121H31ZM36 120V121H35ZM40 120V121H39ZM44 120V121H42ZM72 120V121H71ZM81 120V121H80ZM87 120V121H86ZM101 120V121H100ZM139 120V121H138ZM146 120V121H144ZM15 121V122H14ZM19 121V122H17ZM28 121V122H27ZM38 121V122H37ZM49 121V122H48ZM54 124H53V122ZM84 121V122H83ZM91 121V122H90ZM100 121V122H98ZM133 121V122H132ZM152 121V122H151ZM175 121V122H174ZM180 121V122H179ZM195 121V122H194ZM27 122V123H26ZM32 122V123H31ZM37 122V123H36ZM42 122V124L40 123ZM48 122V123H47ZM52 122V123H51ZM69 122V123H67ZM75 122V123H74ZM91 124H90V123ZM94 122V123H93ZM132 122V123H131ZM179 122V123H178ZM184 122V123H183ZM188 122V123H187ZM189 122H190V125L192 124V126H190L191 128H189ZM26 125H25V124ZM46 123H47V130H50L51 128H55L56 131H54L53 129H51L52 131H44V126H46ZM71 123V126L69 125ZM79 123H82L81 125H79ZM103 123V124H102ZM136 123V124H135ZM169 123V124H168ZM196 126H194L193 125ZM16 124V125H15ZM30 124V125H28ZM50 124V127L48 128V125ZM63 124H67L68 127L66 125H63ZM75 124H77L78 126H76ZM88 124V125H87ZM163 124V125H162ZM172 124V125H171ZM186 124V125H185ZM200 124H202V129H201V132L200 133H197L198 132V128L200 127ZM15 125V126H14ZM23 125V127H22ZM33 125V126H32ZM37 125V126H36ZM41 125V126H40ZM56 127H59V128H56ZM75 125V126H73ZM99 125V127H98ZM103 125V126H102ZM115 125L117 127H115ZM123 125V126H122ZM134 125V126H133ZM151 125V126H150ZM153 125V126H152ZM157 125V126H156ZM161 125V126H159ZM171 125V126H170ZM173 125H174V129H173ZM178 125V126H177ZM182 125V126H181ZM188 125V126H187ZM199 125V126H198ZM13 126V127H12ZM17 126V127H16ZM27 126V127H26ZM52 126V127H51ZM67 128H66V127ZM93 126V127H91ZM102 126V127H100ZM144 126V127H143ZM147 126V127H146ZM186 126V129H184ZM216 126V127H215ZM15 127V128H14ZM33 127V128H32ZM37 127V128H35ZM75 127V128H74ZM77 127V129H76ZM95 127V128H94ZM97 127V128H96ZM108 127V128H107ZM129 129H128V128ZM133 127V128H132ZM136 127V128H135ZM142 127V128H140ZM164 127V128H163ZM183 127V128H182ZM194 127V128H193ZM220 127V128H219ZM14 128V129H13ZM28 129L25 134L23 133L26 129ZM32 130H31V129ZM40 128V129H39ZM73 128L75 130H73ZM87 128V129H86ZM92 128V129H91ZM106 130H105V129ZM132 128V130H131ZM139 128V129H138ZM172 128V129H171ZM178 128V129H177ZM196 128V129H195ZM216 128V129H215ZM219 128V129H218ZM17 129V130H16ZM34 129V130H33ZM63 129V130H62ZM69 129H70V132H69ZM81 129V130H80ZM85 129V130H84ZM124 131H123V130ZM169 129V131H168ZM177 129V130H176ZM183 129V130H182ZM192 129V130H191ZM194 129V130H193ZM11 130V132H10ZM14 130V131H13ZM23 130V131H22ZM37 130V132H36ZM39 130V131H38ZM41 130V131H40ZM105 130V131H104ZM113 130V131H111ZM121 130V131H120ZM140 130V131H139ZM153 130V131H152ZM160 130V131H159ZM163 130V131H162ZM33 131V132H31ZM62 131V132H61ZM73 131V132H72ZM75 131H77L75 133ZM80 131H83L80 133ZM103 131V133H101ZM117 131V133L115 132ZM139 131V132H138ZM155 131V132H154ZM173 131V132H172ZM181 131V132H179ZM215 131V132H214ZM220 131V132H219ZM27 136L29 138L28 139H24L25 136ZM29 132V133H28ZM35 132V133H34ZM40 132V133H39ZM99 132V134H98ZM120 132V133H119ZM147 132V134H146ZM162 132V133H161ZM164 132L167 134V136L165 135L164 137ZM189 132V133H187ZM223 132V133H222ZM47 133V134H46ZM51 133H54L55 136H52ZM58 133V134H57ZM74 133V135H73ZM80 133V134H79ZM105 135H102L104 134ZM137 133V134H136ZM151 133V134H150ZM157 133V134H156ZM175 133V134H174ZM187 135H186V134ZM241 133H247V137L244 138L242 136ZM30 134V135H29ZM62 134V135H61ZM93 134V135H92ZM97 134V135H96ZM113 136H112V135ZM117 137H116V135ZM131 134V135H130ZM149 134V135H148ZM173 136H172V135ZM180 134V136H179ZM225 134V137L222 138V136ZM20 135V136H19ZM33 135V137H32ZM57 135V136H56ZM64 135V136H63ZM86 135V136H84ZM110 135V136H109ZM124 135V136H123ZM133 135V136H132ZM137 135V136H136ZM144 135V137L142 136ZM151 135V137H150ZM156 135V136H155ZM169 135V136H168ZM175 135V136H174ZM185 135V137L183 138V136ZM198 135V136H197ZM35 136V137H34ZM44 137L46 140H43L44 138H42L40 140V137ZM50 136V137H48ZM61 136V137H60ZM103 136V137H101ZM111 138H109V137ZM154 136V138L152 137ZM158 136V137H157ZM171 136V137H170ZM216 136V137H215ZM12 137V139H11ZM20 137V138H19ZM47 137V138H46ZM52 137H54L52 139ZM121 137V138H120ZM133 137V139H132ZM141 137V138H140ZM148 139H147V138ZM156 137V138H155ZM169 137V138H168ZM187 137V138H186ZM190 137V138H189ZM32 138H33V141H32ZM51 138V139H50ZM60 138V139H59ZM64 138V139H63ZM82 140H81V139ZM132 142H131V140ZM143 138V139H142ZM145 138V139H144ZM165 138H166V141H165ZM176 140H174V139ZM24 139V140H23ZM58 139V140H56ZM107 139V140H106ZM109 139V140H108ZM120 139V140H119ZM150 139V141H149ZM160 141H159V140ZM164 139V140H163ZM171 139V140H170ZM185 139H187L185 141ZM197 139V140H196ZM223 139V141H222ZM18 140V141H17ZM36 140V141H35ZM43 140V141H42ZM49 140L51 142H49ZM56 140V142H54ZM96 140V141H95ZM134 140V141H133ZM153 140V141H152ZM180 140V142H179ZM105 141V142H104ZM107 141V142H106ZM132 143L130 144L129 143ZM140 141L142 143H140ZM148 141V142H146ZM158 141V142H157ZM163 141V142H162ZM174 141V142H172ZM183 141V143H182ZM211 141V140H210ZM225 141V142H224ZM21 144H20V143ZM23 142V143H22ZM32 142V143H31ZM49 142V143H48ZM56 146H54L55 144ZM75 142V141H74ZM96 142V143H95ZM110 142V144H108ZM116 142V143H115ZM166 142V143H165ZM168 142H169V145H168ZM177 142V143H176ZM197 142V143H196ZM30 143V144H29ZM36 143H37V147H36ZM60 143V144H59ZM100 143V144H99ZM105 145H104V144ZM130 145H129V144ZM151 143V144H150ZM174 143V144H173ZM182 143V144H181ZM14 144V145H13ZM28 144L30 146H28ZM97 144V145H95ZM155 144V146H153ZM172 144V145H171ZM178 146H177V145ZM184 144V145H183ZM191 144V145H190ZM243 144H245L244 146H242ZM16 145V147H15ZM19 145L23 146V147H20ZM48 145V146H46ZM52 145V146H51ZM95 145V146H94ZM118 145V146H117ZM122 145V146H121ZM134 145V146H133ZM181 145V146H180ZM196 145V146H195ZM43 146V147H42ZM50 146V147H49ZM58 146V147H57ZM60 146V147H59ZM87 146V147H86ZM118 148H117V147ZM124 146V147H123ZM130 146V147H129ZM147 148H145V147ZM184 146V147H183ZM190 146V147H189ZM30 147V148H29ZM49 147V148H48ZM116 147V148H115ZM143 147V149H141ZM158 147V148H157ZM174 147V148H173ZM256 147H259V150L256 149ZM36 148V150L34 149ZM43 148V149H42ZM50 148H53L51 149L52 151L48 150ZM101 148V149H100ZM104 148V149H103ZM110 148V149H109ZM113 148V149H112ZM163 148V149H162ZM185 148H186V151H185ZM189 148V150H188ZM19 149V150H18ZM42 149V150H40ZM56 149V150H55ZM132 149V151H131ZM160 149V150H159ZM167 151H166V150ZM197 149V150H195ZM24 150V151H23ZM34 150V152H33ZM58 150V151H57ZM100 150V151H98ZM107 150V151H106ZM110 152H109V151ZM153 150V151H152ZM200 150V151H199ZM18 151V152H17ZM23 151L24 152V155L23 153L21 152ZM40 151V153H39ZM46 153H45V152ZM50 151V152H49ZM104 151V152H102ZM198 151V152H197ZM14 152V154H13ZM22 154H21V153ZM32 152V153H31ZM38 152V153H37ZM44 152V153H42ZM49 152V154L47 153ZM103 154H102V153ZM117 152V153H116ZM131 152V153H130ZM135 152V153H134ZM171 152V153H170ZM197 152V153H196ZM20 153V154H19ZM28 155H27V154ZM37 153V154H36ZM102 155H101V154ZM112 155H111V154ZM115 153V154H114ZM130 153V154H129ZM133 153V154H132ZM138 155H137V154ZM186 153V155H185ZM20 157H18V155ZM40 154V155H39ZM45 154V155H44ZM98 156H97V155ZM105 154V156H104ZM125 154V155H124ZM128 154V155H127ZM143 156H142V155ZM169 154V155H168ZM195 154V155H194ZM231 154V155H230ZM9 155V156H7ZM43 155V156H42ZM101 155V156H100ZM108 155V156H107ZM22 156V158H21ZM97 156V157H96ZM117 158H116V157ZM136 156V157H135ZM176 156V157H175ZM53 157V158H52ZM55 157V158H54ZM93 157V158H91ZM107 157V158H106ZM125 157V158H124ZM131 160H130V158ZM141 159H140V158ZM187 157V158H186ZM197 157V158H196ZM19 158V159H18ZM39 158V160L41 159ZM111 158V159H110ZM120 158H123L122 162H126V161H130L129 163L126 162L128 164V166L126 167H122L121 169L118 168V162L120 161ZM133 158V160H132ZM145 158V159H144ZM150 158V157H149ZM172 158V160H171ZM176 158V159H175ZM48 159V158H47ZM93 159V160H92ZM175 159V160H173ZM19 160V162L17 161ZM45 160V159H44ZM54 160V161H53ZM137 162H136V161ZM178 160V161H177ZM92 161V162H91ZM103 161V162H102ZM152 161V159L150 160ZM154 161V160H153ZM170 161V162H169ZM183 161V162H182ZM230 161V160H229ZM27 162V163H26ZM30 162V163H29ZM35 162V163H34ZM117 162V163H116ZM134 162V163H133ZM172 162V163H171ZM17 163V164H16ZM19 163V164H18ZM23 163V164H22ZM56 163V164H55ZM140 163V165H139ZM171 163V164H170ZM184 163V164H183ZM126 164V165H127ZM170 164V165H169ZM19 165V168L17 166ZM108 165V166H107ZM113 165V166H112ZM132 165V166H131ZM115 166V167H114ZM173 168H172V167ZM14 167L17 169H19V172L17 174V171L14 169ZM38 168V166H36ZM108 167V169H107ZM175 167V168H174ZM210 167L211 165H208V164H203V166L201 167V171L204 172L206 178L210 177L211 176V170H210ZM79 168V167H77ZM129 168V169H130ZM39 169V168H38ZM41 170L40 173L41 175L43 174V170L44 168H40ZM55 169V170H54ZM57 169V170H56ZM112 169V170H111ZM16 172H15V171ZM22 170V171H21ZM75 169L73 167H70L69 170H68V173H73ZM78 171L82 170H86V169H82L81 167L79 169H77ZM106 170V171H105ZM197 171H200L199 167L196 169ZM196 170L194 172H196ZM14 171V173H13ZM109 171V176H106L107 175V172ZM55 172H57L55 174ZM85 172V171H84ZM21 173V174H20ZM111 173V174H110ZM113 173V174H112ZM13 174V175H11ZM87 174V172H85V175ZM16 175V176H14ZM129 173L127 175H123V179H121V182H124V178L128 177ZM250 174L247 173L246 175V178L249 176ZM21 176V177H20ZM112 176V177H111ZM114 176V177H113ZM16 178V181H15V178ZM19 177V179H18ZM180 181L181 182H184L186 181V175L185 177L183 175H180L178 176ZM245 177V176H244ZM11 178V179H10ZM104 178H107V179H104ZM125 178V179H126ZM182 178V179H181ZM14 179V180H13ZM177 179V177H176ZM20 180V181H19ZM183 180V181H182ZM254 180L257 181V182H261L263 183L264 181L260 178H257V177H254ZM1 181V179H0ZM19 181V182H18ZM40 181V179H39ZM103 181V182H102ZM111 181V182H110ZM113 181V182H112ZM214 181L216 183V188H214L215 190L218 191L217 187L219 188H222L223 185L221 184V182H218V179L215 177L214 178ZM241 184L243 183V179L241 180ZM14 183V184H13ZM17 184V185H16ZM19 185V186H18ZM129 188L130 190H133L135 191L136 188H137V183L135 181L132 182V184H129ZM133 185V186H132ZM136 185V186H135ZM13 187V188H12ZM15 187H18L17 189ZM13 189V192L12 189ZM114 188V187H113ZM128 188V189H129ZM213 189H208V188H205V192L209 193L210 191H215ZM243 195L246 197V192H251L252 195L254 193V187L252 186V184L250 183V178L247 182H245L244 186H243ZM262 190H263V187L261 188L260 190V194L262 193ZM16 191V192H15ZM15 193V194H14ZM18 193V194H16ZM232 193H233V196H232V201H231V205H233L234 203V198H235V193H238L237 191V187H233V190H232ZM11 194V195H10ZM17 195V196H16ZM213 197L215 198V192L214 194L212 193ZM161 196V197H160ZM157 199L159 200L158 202H156V204L159 203V205H163L164 204V197L165 195H160ZM163 197V198H162ZM11 199L13 201H11ZM219 200H220V197H219ZM218 200V201H219ZM15 201V202H14ZM129 202H132V197L130 198L129 196V199H128ZM11 202V203H10ZM161 202V203H160ZM19 204H20V201H19ZM230 203L226 202L225 205H229ZM11 207V208H9ZM117 207V208H115ZM127 207L130 208V204L127 203ZM202 205L201 204H198L197 208H201ZM118 205H115L113 204L112 207L110 208V210L106 213V215H108V217H110L111 219H113L114 221L116 220V224L120 223L121 219H119V216L116 215L117 211H118ZM184 207H180V211H182ZM263 208H264V195H263ZM12 209V210H11ZM116 209V210H115ZM115 210V211H114ZM249 210V208L247 209V211ZM6 211V212H5ZM13 211V212H12ZM113 212V214H112ZM11 213V214H9ZM9 214V215H8ZM6 215V216H5ZM12 215L15 216L13 219H12ZM110 215V216H109ZM113 218H112V217ZM5 217V218H4ZM10 217V218H9ZM230 217V220L232 221L233 220V217H232V214L229 215ZM17 218V219H16ZM208 218H206V221H205V217L203 216L202 217H195L194 219H190L191 223L190 224V227H191V231L189 230L190 234H191V240L190 242L187 244V247L186 249H189V251L191 250L190 252V255L191 256H196L197 254H200L202 252V245H204V241H205V235H206V227L205 225L208 224ZM13 220L12 222V227L10 228L11 226V221ZM17 220V221H15ZM193 220V222H192ZM7 221V223H6ZM8 221L9 222V231H8ZM203 221V222H202ZM5 222V223H4ZM39 222V221H38ZM202 222V223H201ZM205 222V223H204ZM211 222H214V220L210 219L209 220V223ZM195 225H194V224ZM201 223V224H200ZM21 224V225H20ZM197 224V225H196ZM255 224L256 226L258 225L260 228H264V221H260V219H258L257 221H255ZM26 226V228H25ZM21 227V228H20ZM194 227V228H193ZM244 227V224H241L239 228H243ZM58 228V229H57ZM60 226H54L52 228V232L53 233H57L58 230H59ZM203 228V229H202ZM2 229V230H1ZM20 229V230H19ZM196 229V230H195ZM32 230V231H31ZM195 230V231H194ZM205 230V231H204ZM27 231V232H26ZM194 231V232H193ZM21 232V233H20ZM25 232V233H24ZM17 233V235H16ZM24 233V234H23ZM28 233H31V234H28ZM65 236L64 237L65 239L66 238H69L68 236L70 235L69 232H65ZM205 233V234H204ZM36 234V235H34ZM68 234V236H67ZM3 236V238H2ZM25 236V237H24ZM36 236V237H35ZM201 236V237H200ZM22 237V238H21ZM167 237V234L166 232H163V235H162V238H166ZM204 237V238H203ZM222 238L225 239V235L221 236ZM19 238V239H18ZM29 238V239H28ZM161 238V236H159V239ZM203 240L201 246H192L193 242H195L196 240L198 241L199 239ZM22 239V240H21ZM71 239V237H70ZM68 239V241L70 240ZM18 240H21V241H18ZM53 242H54V239H51ZM14 241V242H13ZM66 241V242H68ZM4 242V243H3ZM17 242V243H15ZM9 243V244H8ZM14 243V244H13ZM16 244V245H15ZM18 244V245H17ZM21 244V247L19 246ZM65 244V243H64ZM7 245V246H5ZM4 246V247H2ZM23 246V247H22ZM64 246V245H63ZM201 247V248H200ZM4 248V249H2ZM17 248V249H16ZM196 248V249H195ZM193 249V250H192ZM42 250V251H41ZM177 250H179L180 252H183L185 249L180 247V246H177ZM4 251V252H2ZM6 251V252H5ZM198 251V252H197ZM9 252V253H8ZM14 252V253H13ZM62 255L61 257H63L61 260H62V263L61 264H73L72 261H73V251L71 249H69L67 251L66 250H62ZM18 253V254H17ZM196 254V255H195ZM3 255V256H2ZM17 255V256H16ZM20 255V256H19ZM16 256V257H15ZM118 256V254H117ZM116 256V258H117ZM18 257V258H17ZM20 257V258H19ZM113 257V255H112ZM11 259V260H10ZM120 261L119 262H122L123 263V259L121 257H119ZM3 260V262L1 261ZM19 262H18V261ZM204 260V259H203ZM202 260V261H203ZM201 261V262H202ZM204 263V262H203ZM226 263V260L224 261L223 264ZM153 264V263H151Z\"/></svg>", "mask_w": 264, "mask_h": 264}]
</instances>
